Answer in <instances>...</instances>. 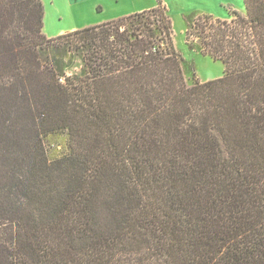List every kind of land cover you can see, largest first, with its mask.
Segmentation results:
<instances>
[{"label": "trees", "instance_id": "obj_1", "mask_svg": "<svg viewBox=\"0 0 264 264\" xmlns=\"http://www.w3.org/2000/svg\"><path fill=\"white\" fill-rule=\"evenodd\" d=\"M164 1L49 39L0 0V264H264V0L185 16L207 82Z\"/></svg>", "mask_w": 264, "mask_h": 264}, {"label": "crops", "instance_id": "obj_2", "mask_svg": "<svg viewBox=\"0 0 264 264\" xmlns=\"http://www.w3.org/2000/svg\"><path fill=\"white\" fill-rule=\"evenodd\" d=\"M45 6L43 34L51 39L68 32H73L94 25L147 11L158 6V0H42ZM229 0H227V3ZM167 12L172 19L174 17L182 21L186 15L197 10L191 8V0H165ZM198 8V7H197ZM199 11L208 12L204 9ZM227 10V9H226ZM228 12V11H227ZM83 13L93 15V21L70 25L72 17ZM211 13V12H209ZM173 21V20H172ZM173 23V22H172ZM202 79V82L209 81Z\"/></svg>", "mask_w": 264, "mask_h": 264}, {"label": "rangeland", "instance_id": "obj_3", "mask_svg": "<svg viewBox=\"0 0 264 264\" xmlns=\"http://www.w3.org/2000/svg\"><path fill=\"white\" fill-rule=\"evenodd\" d=\"M198 7V8H197ZM232 10H237L245 14V6L243 0H191V8L194 9H204L211 14H214L217 18L222 19H231L232 16L227 12V8ZM195 10V11H197ZM46 15V14H45ZM93 15L83 13L72 17V20L68 24H80L89 21H93ZM173 21V31H174V43L179 52L184 56L185 59L193 61L197 66V74L200 80L209 78L210 80H215L223 77L224 75V66L221 62L214 61L210 56L204 55L197 51H191L188 49V46L185 42V25L179 19H172ZM66 64H72L73 67L69 70V73L72 74L80 68V60L76 57H68L65 59ZM209 80V81H210ZM61 138L58 143L62 142ZM52 143H55L54 141Z\"/></svg>", "mask_w": 264, "mask_h": 264}]
</instances>
